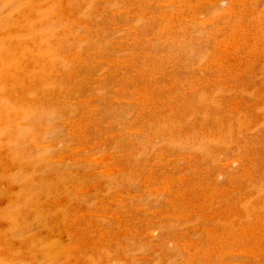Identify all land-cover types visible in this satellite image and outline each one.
Here are the masks:
<instances>
[{
    "label": "rangeland",
    "instance_id": "1",
    "mask_svg": "<svg viewBox=\"0 0 264 264\" xmlns=\"http://www.w3.org/2000/svg\"><path fill=\"white\" fill-rule=\"evenodd\" d=\"M0 264H264V0H0Z\"/></svg>",
    "mask_w": 264,
    "mask_h": 264
},
{
    "label": "bare ground",
    "instance_id": "2",
    "mask_svg": "<svg viewBox=\"0 0 264 264\" xmlns=\"http://www.w3.org/2000/svg\"><path fill=\"white\" fill-rule=\"evenodd\" d=\"M220 47V46H219Z\"/></svg>",
    "mask_w": 264,
    "mask_h": 264
}]
</instances>
